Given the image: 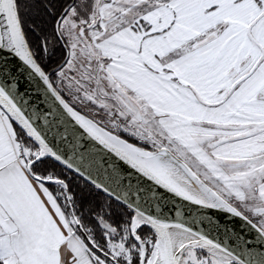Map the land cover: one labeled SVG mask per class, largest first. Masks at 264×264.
<instances>
[{"label": "snow or ice", "instance_id": "6c2138e0", "mask_svg": "<svg viewBox=\"0 0 264 264\" xmlns=\"http://www.w3.org/2000/svg\"><path fill=\"white\" fill-rule=\"evenodd\" d=\"M0 264H264V0H0Z\"/></svg>", "mask_w": 264, "mask_h": 264}]
</instances>
